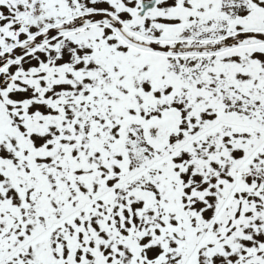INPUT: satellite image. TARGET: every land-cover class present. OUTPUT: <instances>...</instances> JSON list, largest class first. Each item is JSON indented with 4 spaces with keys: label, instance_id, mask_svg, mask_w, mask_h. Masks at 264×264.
<instances>
[{
    "label": "snow or ice",
    "instance_id": "6c2138e0",
    "mask_svg": "<svg viewBox=\"0 0 264 264\" xmlns=\"http://www.w3.org/2000/svg\"><path fill=\"white\" fill-rule=\"evenodd\" d=\"M0 264H264V0H0Z\"/></svg>",
    "mask_w": 264,
    "mask_h": 264
}]
</instances>
